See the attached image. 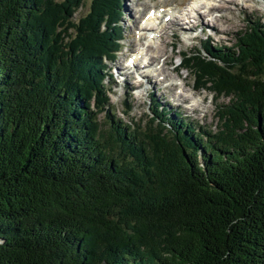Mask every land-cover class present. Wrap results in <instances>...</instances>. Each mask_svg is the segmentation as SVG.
<instances>
[{"label": "trees", "instance_id": "obj_1", "mask_svg": "<svg viewBox=\"0 0 264 264\" xmlns=\"http://www.w3.org/2000/svg\"><path fill=\"white\" fill-rule=\"evenodd\" d=\"M122 2L0 0V264H264V24L183 53L217 132L142 130L105 86Z\"/></svg>", "mask_w": 264, "mask_h": 264}, {"label": "rangeland", "instance_id": "obj_2", "mask_svg": "<svg viewBox=\"0 0 264 264\" xmlns=\"http://www.w3.org/2000/svg\"><path fill=\"white\" fill-rule=\"evenodd\" d=\"M191 1L194 0H123L121 50L115 62H106V70L104 71V75H106L105 86L109 92L111 105L110 114L113 118L144 130L149 127L150 116L154 114V110L157 111L155 106L161 105L166 110L171 111L172 115H176L171 121L175 124L179 120L192 124L198 130L201 128L203 131L211 132L219 130L220 124L217 117L220 112L224 111L222 105L229 103L230 100L226 96L216 95L207 89L194 92L195 74L190 69L181 70L177 66L183 53L190 55L198 50L201 51L202 45H207L206 41H210L214 46L234 47L240 33L247 29L246 21L248 18L251 21L257 20L264 24V0H208L206 6L200 8L201 13L205 12L208 15L201 14L200 18L192 24V27L186 25L185 20H180V22L170 23L167 26L168 29H165L163 33L161 31L163 41L159 44L160 49L159 51L153 49L150 54L160 56L155 58L153 63L156 67L159 64L164 65L166 70L164 74H170L172 83L169 82L170 77L167 78L164 74L163 76L167 78L166 82L152 78L148 81L154 82L155 85L151 86L149 82L147 84L137 82L133 75L126 82L124 77L116 73L118 67L124 68L127 65L128 57L141 48L136 39L138 36L136 28L144 15L154 8L159 10L166 5L178 8L179 5H187ZM212 6H218V9H211ZM222 6H224L223 11L220 8ZM177 10L176 14H179L181 11L180 9ZM88 12H90V2H85L84 6L76 12L74 21L78 22ZM222 15L225 17L221 21ZM205 24L209 25L208 31L204 30ZM174 34L178 37L175 38ZM193 37H196V40H193ZM167 83L169 86L171 85L170 88ZM177 83L182 85L176 86ZM182 92L185 96L190 97L188 101L183 99L186 101L184 103L176 100L182 95ZM196 101L200 103L198 112L194 111L196 108L193 106ZM100 122L105 125V113L100 115ZM182 128L185 130L184 127Z\"/></svg>", "mask_w": 264, "mask_h": 264}, {"label": "bare ground", "instance_id": "obj_3", "mask_svg": "<svg viewBox=\"0 0 264 264\" xmlns=\"http://www.w3.org/2000/svg\"><path fill=\"white\" fill-rule=\"evenodd\" d=\"M207 1L208 0H202V1L194 0V1L187 3V5L181 4L179 5L180 7L178 8L172 5H166L163 8H160L159 10L155 8L151 9L146 15H144V17H142L141 22L137 25V28H136L138 32L137 33L138 36L136 39L139 41V46L141 48L137 50L136 52H134L132 56L128 57L127 65L124 68L118 67V71L116 73H119V76L124 77V81L130 80L133 75L135 77V80L141 84L143 83L147 84L149 82L148 80L152 78L159 79L162 82H166L168 76L170 77V74L169 75L164 74V72L166 71L164 65L159 64L157 67L154 65L153 61L155 60V58L157 59L160 56L159 55L152 56L150 52L153 49L156 51L157 50L159 51L160 49L159 44L162 43L163 41L161 31L163 33L165 29H168L167 26L170 23L172 24L173 22L176 23V22H180V20L181 21L185 20L186 25L192 27V24H194L195 21H197L198 18H200L201 14L204 13V15H208V13H205V12L201 13V10H200L202 6H206L205 4ZM210 8L218 9V6L216 7L212 6ZM220 8L223 11L224 6ZM177 9H180L181 11L179 12V14H176L178 11ZM223 17L225 16L223 15L221 16L220 18L221 21ZM142 21L144 22V24L142 23ZM204 26H205L204 30H208L209 25L207 26V24H205ZM173 36L175 38L178 37L176 34H174ZM131 45L132 44L130 43V46ZM163 74L167 78L164 77ZM169 82L172 83L171 77H170ZM150 85L153 86L155 84L154 82H151ZM181 85L182 84L177 83L176 86H181ZM170 86L168 84L169 88ZM181 94L182 95L177 97L176 100L183 101V103L188 101V98L190 97L185 96L184 92H182ZM183 99L184 100L186 99V101H184ZM197 102L198 101H196V103L193 104V106H195L196 108V109L193 108L195 112L196 111L198 112V109L200 107V103H197Z\"/></svg>", "mask_w": 264, "mask_h": 264}]
</instances>
